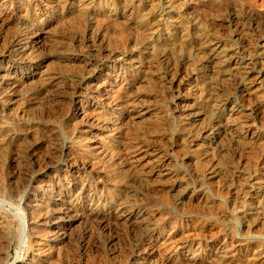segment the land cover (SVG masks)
I'll return each mask as SVG.
<instances>
[{
    "label": "rangeland",
    "instance_id": "rangeland-1",
    "mask_svg": "<svg viewBox=\"0 0 264 264\" xmlns=\"http://www.w3.org/2000/svg\"><path fill=\"white\" fill-rule=\"evenodd\" d=\"M0 10V80L12 65L24 85L0 99V264H264V0ZM192 109L198 120H185ZM5 126L29 142L9 147ZM67 186L86 221L64 242L28 229L27 200L44 217L50 191ZM138 208L155 216L141 221Z\"/></svg>",
    "mask_w": 264,
    "mask_h": 264
},
{
    "label": "bare ground",
    "instance_id": "bare-ground-1",
    "mask_svg": "<svg viewBox=\"0 0 264 264\" xmlns=\"http://www.w3.org/2000/svg\"><path fill=\"white\" fill-rule=\"evenodd\" d=\"M166 3V2H165ZM5 7V6H4ZM3 7V8H4ZM79 9V8H78ZM1 11V10H0ZM81 12V11H80ZM11 13V12H10ZM85 15V14H84ZM88 17V16H87ZM142 17V16H141ZM143 18V17H142ZM2 21V19L0 20V22ZM90 23V22H89ZM92 26V25H91ZM98 29V28H97ZM94 30V29H93ZM148 31V30H147ZM149 33V32H148ZM96 34V33H95ZM148 35V34H147ZM153 35V34H152ZM101 37V36H100ZM80 38V37H79ZM103 38V37H102ZM108 38V37H107ZM95 41V40H94ZM97 41H100V44H102L103 45V41L104 40H101L100 38H98L97 37ZM108 42V41H107ZM111 42V41H110ZM99 44V43H98ZM106 44H108V43H106ZM201 45V44H200ZM105 46V45H104ZM103 46V47H104ZM107 46H109V45H106V47ZM102 47V46H101ZM114 47V46H113ZM101 49V48H100ZM103 49V48H102ZM105 49V48H104ZM108 49V48H107ZM8 50V49H7ZM106 50V49H105ZM214 50V49H213ZM97 51V50H96ZM103 51V50H102ZM107 51V50H106ZM112 51V50H111ZM197 51V50H196ZM209 50L207 49V52H208ZM3 52H5V51H3ZM8 52V51H7ZM107 52H110V51H107ZM210 52V51H209ZM213 52V51H212ZM1 53V52H0ZM104 53V52H103ZM106 53V52H105ZM112 54V53H111ZM107 55H109V56H107V58L108 57H110L111 58V55L108 53ZM115 55V54H114ZM7 57V56H6ZM90 57V56H89ZM102 57H103V54H102ZM211 57V56H210ZM231 57V56H230ZM93 58V57H92ZM5 56H3V55H0V64L2 63V61H5ZM14 59V58H13ZM12 59V60H13ZM105 59V58H104ZM109 59V58H108ZM15 60V59H14ZM17 60V59H16ZM28 60V59H27ZM7 61V60H6ZM29 61V60H28ZM106 61V60H105ZM109 61V60H108ZM13 62V61H12ZM15 62V61H14ZM23 62H27V61H23ZM92 62L97 66V67H100L101 68V66L103 67V64H104V60L100 57V56H97L96 58H93V60H92ZM224 62V61H223ZM29 63V62H28ZM137 63V62H136ZM135 63V64H136ZM220 63H222V62H220ZM261 63V62H260ZM3 65H5V64H3ZM15 65V64H14ZM50 65V64H49ZM12 66V65H11ZM10 65L9 66H7V68H6V70H4V72H2V73H5V75H3V77H2V75H1V77H2V79L0 80V99L1 98H5V99H7L6 101H11L13 98H16L17 96L15 95V91H21V90H23V87H24V85H22L21 84V82L20 81H18V80H16V81H11V79H10V76H8V73L7 72H9L10 70L9 69H11V68H13V67H11ZM136 66V65H135ZM220 66V65H219ZM52 67V66H51ZM93 67V66H92ZM5 68V67H4ZM3 68V69H4ZM1 69V68H0ZM45 69V68H44ZM47 69V68H46ZM58 68H56V70H57ZM2 71V70H1ZM0 71V72H1ZM59 71V70H58ZM99 71V70H98ZM39 73V72H38ZM48 73V72H47ZM11 74V73H10ZM14 74V73H13ZM49 74V73H48ZM40 75V74H39ZM38 75V76H39ZM42 75V78H43V75H44V73L43 74H41ZM50 75V74H49ZM259 75V74H258ZM45 76H48V75H45ZM13 77V76H12ZM41 78V77H40ZM40 78H38V79H40ZM47 79H48V77H47ZM46 78L44 79V80H47ZM58 79V78H57ZM14 80V79H13ZM36 80V79H35ZM43 80V81H44ZM46 82V81H45ZM242 84V83H241ZM13 93H14V95H13ZM21 93H23V91L21 92ZM21 93H20V95H21ZM25 93V92H24ZM23 93V94H24ZM111 95V94H110ZM24 96V95H23ZM249 97V96H248ZM3 100V99H2ZM16 100V99H15ZM13 101V100H12ZM14 102V101H13ZM12 102V103H13ZM107 102H109L108 100H107ZM114 102V101H113ZM16 103V102H15ZM19 103V102H18ZM17 103V104H18ZM105 103V102H104ZM109 104V103H108ZM107 104V105H108ZM115 104V103H114ZM112 105H113V103H112ZM186 106H187V104H186ZM31 107V106H30ZM110 107V106H109ZM112 107V106H111ZM134 107V106H133ZM138 107V106H137ZM188 107H190L189 105H188ZM191 108H192V105H191ZM189 109V108H188ZM188 109H186V110H188ZM28 110V109H27ZM128 110V109H127ZM198 111V110H197ZM197 111H195V110H190L189 111V113H188V116L186 117L187 119H185V120H190V121H197L198 120V118H199V113H200V111H199V113L197 112ZM144 112V111H143ZM143 112H141V111H139V110H137L136 112H135V115L136 116H138L137 118H139V117H141L142 115H143ZM237 113V112H236ZM240 113V112H239ZM140 114V115H139ZM242 115V114H241ZM150 117V116H149ZM233 117V116H232ZM236 117V116H235ZM135 118V117H134ZM94 119V118H93ZM142 119V118H141ZM145 119H146V117H145ZM236 119H238V118H236ZM240 119V118H239ZM78 120H80V119H78ZM182 121V120H181ZM201 121V120H200ZM183 122V124H186V123H184V121H182ZM188 123V122H187ZM225 123V122H224ZM190 124V123H189ZM237 124V123H236ZM181 125H182V123H181ZM191 126H192V123L190 124ZM241 125V124H240ZM13 126V125H12ZM32 126V125H31ZM187 126V125H186ZM183 127H185V126H183ZM194 127V126H193ZM200 127V126H199ZM3 128V127H2ZM24 128V127H23ZM187 128V127H186ZM1 129V128H0ZM28 130H29V127L27 128ZM27 129H26V131H27ZM31 129V128H30ZM214 129V128H213ZM199 130V129H198ZM203 130V129H202ZM2 131H4L3 133V139H4V141L7 143V144H9V147L11 146V147H16L17 146V144L19 143V142H22V144H27V142H29V141H27L26 143L24 142L23 143V140H22V136H21V134L19 133V132H17L16 130H12V129H10V128H6V126H5V128H4V130H2ZM19 131V130H18ZM33 131V130H32ZM23 132V131H22ZM39 132V131H38ZM43 132V131H42ZM46 132V131H45ZM50 132V131H49ZM194 132H195V130H194ZM215 132V131H214ZM214 132L212 131V128H211V130L209 129V130H206V131H204V133L206 134L205 135V138L206 137H209L210 139H214V136L215 135H217V134H215L214 135ZM28 133V132H27ZM32 133V132H31ZM30 133V134H31ZM197 133H199L198 131H197ZM35 134V133H34ZM50 134V133H49ZM56 134V133H55ZM54 134V135H55ZM39 135V134H38ZM46 136L45 137H47L48 135L47 134H45ZM53 135V136H54ZM204 135V134H203ZM203 135H201V136H203ZM32 136V135H31ZM37 136V135H36ZM36 136H32V137H35L36 138ZM50 136V135H49ZM38 137H40L41 138V136H38ZM45 137H43L42 136V138H45ZM51 137H52V135H51ZM200 137V136H199ZM25 138V137H24ZM29 138V137H28ZM41 138V139H42ZM97 138V137H96ZM208 138V139H209ZM2 139V138H1ZM33 140H35L34 138H32ZM37 139V138H36ZM53 139V138H52ZM25 140V139H24ZM32 140V141H33ZM39 140V139H38ZM49 140H50V138H49ZM26 141V140H25ZM32 141L30 142V143H32ZM41 141V140H40ZM55 141H56V139H55ZM55 141H53V142H55ZM36 142V141H35ZM46 141H44V143H45ZM48 142V141H47ZM45 143V144H48V143ZM29 143V145H31ZM56 143V142H55ZM3 144H4V142H3ZM6 144V146H8ZM19 144H21V143H19ZM18 144V145H19ZM40 145H43V144H40ZM50 144H48V146H49ZM22 146V145H21ZM35 146V145H34ZM33 146V147H34ZM47 146V145H46ZM48 146L47 147H45L46 149L48 148ZM52 145H50V147H51ZM23 147V146H22ZM25 147V146H24ZM23 147V148H24ZM49 147V149L51 150V148ZM25 148H28V147H25ZM44 148V147H43ZM54 148V147H53ZM52 148V149H53ZM71 148V147H70ZM19 149H20V147H19ZM34 149V148H33ZM32 149V150H33ZM36 149V148H35ZM34 149V150H35ZM48 149V150H49ZM11 150V149H10ZM15 150V149H14ZM14 150H11V151H13L14 152ZM17 150H18V148H17ZM55 150V149H54ZM67 150V149H66ZM96 150V149H95ZM18 151H20V150H18ZM23 151V150H22ZM45 151V150H44ZM56 151V150H55ZM54 151V152H55ZM70 151H71V149H70ZM26 151H24V153H25ZM86 152H87V150H86ZM137 152V151H136ZM21 153V152H20ZM20 153H16L17 155L18 154H20ZM23 153V154H24ZM49 153V152H48ZM50 153H51V151H50ZM71 153V152H70ZM134 153V152H133ZM14 154V153H13ZM40 154V153H39ZM54 154V153H53ZM52 154V155H53ZM56 154V153H55ZM99 154V153H98ZM37 155H38V153H37ZM36 155V156H37ZM133 155V154H132ZM136 155H140V153H137ZM13 156H15V155H13ZM20 156V155H19ZM31 156V155H30ZM35 156V155H34ZM32 157V158H34V162H37V160H36V158L35 157ZM39 156V155H38ZM40 156H41V154H40ZM39 156V157H40ZM49 156V155H48ZM42 157V156H41ZM45 157H46V153H45ZM143 157V156H142ZM20 158H22L23 159V156L21 155V157ZM82 158V157H81ZM139 158V157H138ZM144 158V157H143ZM18 159L19 158H17V162H19L18 161ZM43 160H44V157L42 158ZM16 160V159H15ZM15 160H13V161H15ZM21 160V159H20ZM39 160V159H38ZM48 160V159H47ZM55 160V159H54ZM159 160V159H158ZM40 161H41V159H40ZM45 161V160H44ZM133 161H134V159H133ZM140 161V160H139ZM16 162V161H15ZM16 162V163H17ZM33 162V163H34ZM42 163H43V161H41ZM137 162V161H136ZM135 162V163H136ZM23 163V162H22ZM45 163H46V161H45ZM48 163V162H47ZM21 164V163H20ZM23 164H26V163H23ZM37 165H38V163H36ZM45 165V164H44ZM91 165H92V163H91ZM97 164H95V166H96ZM23 166V165H22ZM35 166V165H34ZM98 166V165H97ZM168 166V165H167ZM15 167V166H14ZM17 167H19V166H17ZM21 167V166H20ZM38 167V166H37ZM92 167L94 168V166L92 165ZM41 168H43L42 166H41ZM40 168V169H41ZM156 168H158V167H156ZM15 169V168H14ZM39 169V168H38ZM90 169V168H89ZM99 169V168H98ZM21 170V169H20ZM158 170V169H157ZM19 171V170H18ZM24 171V170H23ZM96 171V170H95ZM20 172V171H19ZM16 174H18V173H16ZM158 175H160V174H158ZM166 175V174H165ZM168 175V174H167ZM14 176V175H13ZM17 176V175H16ZM11 177V176H10ZM20 178V177H19ZM53 178V177H52ZM78 178V177H77ZM175 178V177H174ZM15 179V178H14ZM168 180V179H167ZM18 181V180H17ZM51 181V180H50ZM56 181V180H55ZM170 181V180H169ZM47 182H48V180H47ZM81 182V181H80ZM14 183V182H13ZM18 183V182H17ZM27 183V182H26ZM25 183V184H26ZM44 183V182H43ZM53 183V182H52ZM47 184V183H46ZM84 184V183H83ZM83 184H81V185H83ZM17 185V184H16ZM50 186V185H49ZM255 186V185H254ZM260 186H261V183L260 182H258L257 184H256V189H259L260 188ZM263 186V185H262ZM20 187V186H19ZM48 187V186H47ZM80 187V186H79ZM13 188H15V185H14V187ZM82 188V187H81ZM45 189V188H44ZM66 189H67V191L69 190V188H68V186L67 187H65V188H59L58 190H56V191H50L51 193H50V200H49V203L47 204V207H46V210H45V213H43V215H44V217H42L41 216V218H39L40 217V213H41V205H40V207H39V205L38 206H36V205H33L32 203L30 204V200L28 199L27 200V203H26V207L30 210H28L29 211V214H28V216L29 217H27L28 218V221H29V228L28 229H30L31 231H36V230H41V231H44V232H46V234L48 235V237L49 238H51V239H59V240H63V242H64V240L66 239V238H70V236L68 237V233H70V231H72V228L75 226V224H79L81 221H82V219L84 218H82V214L80 215L79 213H77V209H76V207H75V205H76V199L74 198V195H69L68 193H67V191H66ZM255 189V188H254ZM8 190V189H7ZM10 190H11V188H10ZM53 190V189H52ZM90 190V189H89ZM181 190V189H180ZM179 190V188L175 191V190H173L174 191V193H176V195H177V197H182V196H184V193H182V191H180ZM260 190V189H259ZM17 191V190H16ZM85 191V190H84ZM87 191V190H86ZM14 192V191H13ZM70 192V191H69ZM79 192V191H78ZM88 192H91V191H88ZM9 193V192H8ZM76 193H77V190H76ZM173 193V194H174ZM13 194H15V193H13ZM17 194V193H16ZM93 195V194H92ZM43 196V195H42ZM105 196V195H104ZM76 197V196H75ZM90 197V196H89ZM94 197V196H93ZM99 197V196H98ZM175 197V196H174ZM38 198V197H37ZM97 198V197H96ZM101 198H102V196H101ZM95 199V198H94ZM105 199V198H104ZM108 199V198H107ZM160 199V198H159ZM109 200H110V197H109ZM109 200H107V201H109ZM37 201V200H36ZM91 201V200H90ZM102 202V201H101ZM113 202V201H112ZM89 203V202H88ZM92 203V202H91ZM46 204V203H45ZM44 204V205H45ZM94 204V203H93ZM99 204V203H98ZM78 205V204H77ZM126 205V204H125ZM85 206V205H84ZM80 208H82V207H80ZM93 208V207H92ZM114 208H116V207H114ZM118 208V207H117ZM123 208V207H122ZM42 209H44V208H42ZM85 209V208H84ZM87 209V208H86ZM128 209V208H127ZM126 209V210H127ZM139 209V208H138ZM136 209V216H137V218L139 217V218H144V219H142L141 218V221L142 220H144V221H147V220H145V218H148V219H153V217L155 216V212L154 211H151V210H147V209ZM150 209V208H149ZM91 210H93V209H91V208H88V211L90 212ZM96 210V209H95ZM121 210V209H120ZM125 210V209H124ZM152 210H154V209H152ZM42 211H44V210H42ZM82 211V210H81ZM94 211V210H93ZM103 211V210H102ZM106 211V210H105ZM122 211V210H121ZM128 211V210H127ZM131 211V210H130ZM129 211V212H130ZM158 211L159 210H157L156 212L158 213ZM92 212V211H91ZM113 213V212H112ZM126 213V212H125ZM131 213V212H130ZM129 213V216L131 215ZM40 214V215H39ZM114 214V213H113ZM118 214V213H117ZM133 214V213H132ZM86 215H87V213H86ZM128 215V214H127ZM135 215V214H134ZM90 216V215H89ZM86 217V216H85ZM96 217V216H95ZM133 217V216H132ZM135 217V216H134ZM116 218V217H115ZM128 218V217H127ZM157 218V217H156ZM85 219V218H84ZM83 219V220H84ZM103 219V218H102ZM135 219V218H134ZM101 220V219H100ZM124 220V219H123ZM136 220H138V219H136ZM86 220H84V222H85ZM102 221V220H101ZM104 221V220H103ZM131 221H133V219L131 220ZM155 221V220H154ZM83 222V223H84ZM134 222H135V220H134ZM136 222H139V221H136ZM135 222V223H136ZM152 222V221H151ZM140 223V222H139ZM147 223H149V222H147ZM179 223V222H178ZM132 224V223H131ZM138 224V223H137ZM149 224H151V223H149ZM24 226H25V224H23ZM26 225H27V223H26ZM129 225V224H128ZM139 225V224H138ZM137 225V226H138ZM88 226V225H87ZM135 226V225H134ZM140 226H142V225H140ZM28 227V226H27ZM40 228V229H39ZM78 228V227H77ZM132 228V227H131ZM136 228V227H135ZM143 228H144V226H143ZM151 228V227H150ZM169 228V227H168ZM2 229V228H1ZM73 229H75V228H73ZM76 230V229H75ZM30 231V232H31ZM79 231V230H78ZM170 231V230H169ZM172 231H174V230H171V232ZM40 231H38V233H39ZM75 232H77V231H75ZM175 232V231H174ZM190 232V231H189ZM4 233V232H3ZM34 233V235L33 236H35V232H32V234ZM94 233V232H93ZM78 234V233H77ZM43 235V234H42ZM45 235V234H44ZM47 235H45V236H47ZM71 235V234H70ZM75 235V234H74ZM99 235V234H98ZM169 235V234H168ZM2 236V235H1ZM202 236V235H201ZM36 237V236H35ZM40 236H38V238H39ZM210 237V236H209ZM72 238V237H71ZM161 238V237H160ZM23 239V238H22ZM43 239V238H42ZM50 239V240H51ZM45 240V239H44ZM58 240V241H59ZM71 240V239H70ZM1 241V240H0ZM37 241V240H36ZM53 241V240H52ZM67 241V240H66ZM174 241V240H173ZM28 242V241H27ZM35 242V241H34ZM36 243V242H35ZM62 243V242H61ZM67 243V242H66ZM65 243V244H66ZM40 244H41V242H40ZM44 244V243H43ZM55 244V243H54ZM64 244V245H65ZM46 245V244H45ZM63 245V244H62ZM61 245V246H62ZM4 246V245H3ZM34 246V245H33ZM51 246V245H50ZM43 247V246H42ZM41 247V248H42ZM59 247V246H58ZM176 247V246H175ZM31 248V247H30ZM46 248V247H45ZM62 248V247H61ZM43 249V248H42ZM219 249V248H218ZM38 250V249H37ZM48 250V249H47ZM56 250H57V248H56ZM170 250V249H169ZM217 250V249H216ZM220 250H223L222 248L220 249ZM40 251V250H39ZM60 251V250H59ZM58 251V252H59ZM66 251V250H65ZM52 252V251H51ZM57 252V253H58ZM223 252V251H222ZM54 254H55V252H54ZM59 254V253H58ZM66 254V253H65ZM137 254V253H136ZM51 256H52V254H50ZM220 255V254H219ZM262 255V254H261ZM58 257V256H57ZM257 257H259L258 255H257ZM35 258V257H34ZM253 258V257H252ZM254 259V258H253ZM2 260V259H1ZM17 261V260H16ZM19 261V260H18ZM43 261V260H42ZM121 261V260H120ZM1 262V261H0ZM87 262V261H86ZM92 262V261H91ZM98 262V261H97ZM31 263V262H30ZM45 263V262H44ZM61 263V262H60ZM251 263V262H250ZM257 263H259V262H257ZM11 264H14V263H11ZM47 264V263H46ZM254 264V263H253Z\"/></svg>",
    "mask_w": 264,
    "mask_h": 264
}]
</instances>
